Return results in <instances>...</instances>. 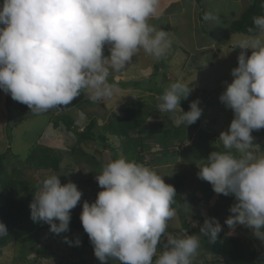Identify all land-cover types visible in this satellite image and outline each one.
<instances>
[{
  "label": "clouds",
  "instance_id": "clouds-1",
  "mask_svg": "<svg viewBox=\"0 0 264 264\" xmlns=\"http://www.w3.org/2000/svg\"><path fill=\"white\" fill-rule=\"evenodd\" d=\"M159 4L160 0H2L0 90L37 115L71 104L82 91L92 102L112 97L118 91L108 81L112 72L124 70L141 49L159 61L170 48L168 31L149 23L158 17ZM213 18L211 13L204 16ZM253 23L264 34V15L253 17ZM238 46L251 49V55L239 54L238 66L231 69L233 79L224 82L219 96L234 114L218 137L224 151H212L203 159L197 176L215 193L234 197L225 220L229 228L243 225L264 243V154L252 151L253 130L264 129V37H249ZM190 85L177 80L158 97L160 113H178L177 126H189L202 115L199 98L190 102L188 111L181 108L182 98L193 90ZM95 178L102 190L94 202H83L80 220L101 264L109 258L119 264H192L201 236L215 242L222 231L217 218L205 216L199 234H170L176 189L142 163L118 157ZM82 195L75 182L62 184L59 175H49L33 194L31 219L47 223L52 233L67 232L71 210ZM7 234L0 222V237ZM80 243L77 238L75 244Z\"/></svg>",
  "mask_w": 264,
  "mask_h": 264
},
{
  "label": "rangeland",
  "instance_id": "rangeland-1",
  "mask_svg": "<svg viewBox=\"0 0 264 264\" xmlns=\"http://www.w3.org/2000/svg\"><path fill=\"white\" fill-rule=\"evenodd\" d=\"M237 1L238 0H202L203 6L199 5V11L201 12L203 8L204 16L206 13H211L214 17L213 19L205 20L203 23L197 18H190L193 15L192 12L189 13V19H192L191 23L194 22V26L200 33L204 31V36H200L197 31H195L193 35L190 30H187L189 27L188 24L190 23L188 20V24L180 27L179 35L191 40L194 38L197 42L207 39L206 46L195 48L196 50L194 53L197 55V58L200 59L197 60V63H176L175 65L177 67L171 72L174 77H166L165 80L163 72H170L169 68L171 64L156 63L159 65V67L157 66V74L153 77L156 83H161V81L164 80L165 83H162L166 86L168 85L167 80L169 78V83L182 80L183 82L191 84L190 86L193 90L186 99L182 98L181 107H184V111H188L190 102L199 98V106L203 111L201 117L198 119V127L195 128L192 124L189 126L186 124L178 126H183L182 133L186 131V140L180 142V140L175 139L173 135V139L169 144V150L177 152H175V154L169 153L171 160L155 165L156 167L154 168L159 175L163 176L167 184H171L175 187V183L178 181H183L185 183L183 195L185 202L189 205L185 203L181 208L175 209L176 216L168 221L167 231L170 234L177 236L185 232L190 235L199 234L200 225L203 224L205 216L215 217L222 226V231L220 233H227L244 239L249 245L256 247L259 254L263 256L264 243L252 235L251 229L243 225H237L233 230L225 223L226 218L231 215L229 208L235 202L234 197L232 195L224 196L223 194L215 193L209 182L201 180L197 176L199 171L198 166L205 162L203 159H206L212 151H224L222 150L223 145L218 140V136L221 131L227 130L234 114L231 109H227L220 102L219 96L225 89L224 82L227 81L230 83L233 79L231 69L238 66L237 58L239 54L245 51L247 55H251V49L245 50L238 45L241 41L253 36L244 33H234L231 29L232 22L239 18L246 8L244 7L245 3H238ZM195 12L198 14V11ZM177 23L179 24L180 22ZM178 24L173 23V30L178 29ZM256 36L264 37V34L260 32ZM215 40H218V45L215 46V49H211V52L209 46L210 43ZM174 49L180 55L184 54L181 47L179 48L178 45H175ZM190 49L193 51V47ZM219 50L221 58H217L218 60L216 59L214 63H211V58H214V55L218 53ZM191 56L195 55L193 54ZM151 64L154 65V63ZM204 65L206 66L204 67ZM134 67H138V65H134ZM137 70L140 69L138 68ZM136 73L137 72L130 70L126 72L125 75L127 79H133L142 76L145 77L146 74V72L142 74ZM148 74L146 76H148ZM111 78L113 77H108V81ZM126 87L127 88L123 89L121 86H116L118 91H116L112 97L97 101L95 105L91 104L92 101L88 99V95H86V105L90 109V112H92L90 115L93 114V116L97 117L100 126L104 124L106 118L113 112L123 115L125 108L132 100H141L140 96L149 94L148 91L139 90V88L133 86ZM4 94L6 93L0 90V152L6 151L12 146L14 155L10 153L6 161L8 170L10 171L9 173L11 176L29 180L31 184L37 188L44 178L52 174L59 175L62 184L67 183L69 180L75 182L83 195L81 201L71 210V214L82 212L83 202L85 200L89 203L94 202L97 198V193L102 190L95 178L97 174L101 173L100 170L102 167L100 168L99 165L100 169L96 167V170L98 169L96 171L93 164L85 157H77V155L71 153V148L74 145L80 146V143H77L76 131H82L84 129L85 123L88 122L87 117L83 115V112L81 114L78 113L79 118L75 117V119L78 118L76 120L78 130L68 129L64 122H62L59 127H56L54 123L51 122L45 129L41 138H39L37 131L40 126H37L39 123L41 125L42 120H44V113L39 115L34 114L30 112L27 105L14 101L10 94L8 95L9 97L6 98ZM146 102L150 103L151 101ZM156 112L157 116L150 117V120L156 123V127H161L162 124L163 126L169 125V128L172 130L176 129L175 127L177 125L174 123V117L178 115V113H160L158 110H156ZM252 135L254 137L252 151L257 155L264 154L260 152V150L264 151V143L258 139L264 136V129L258 131L253 130ZM35 138L39 139L40 143L51 146L63 153L64 159L59 170L40 171L27 165L24 161L25 156L29 154L28 149H30V145L34 142ZM109 138L110 147H104L101 143H89L81 146L87 152L95 154L96 159L102 162L103 165L110 160H114V156L126 158L122 150L120 139L115 136H110ZM195 139L197 140L196 144H194ZM158 140L159 139L155 137L148 139L151 145L150 153L153 155L150 158L157 157L161 154L163 146L159 145ZM184 149L187 150L185 151ZM177 154L178 156H176ZM15 167L18 168V171L14 170ZM216 205H219V207ZM185 223L188 227L185 226ZM194 224L195 226H193ZM200 241L198 254L193 259L192 264H203L204 259L208 260L209 264H221L209 251V247L212 243L209 242V237L201 236ZM204 242H207V246H205ZM81 249V245H76L74 248L68 246L65 239L56 233L24 237L0 249V264H61L63 259H65V261L62 264H82L84 260L87 262L86 264H88L90 260H98L94 255L93 246L91 244L87 247L86 253H81ZM39 250L43 258L38 257L39 254H37V251ZM157 251L159 253L160 249L158 248ZM59 256L61 258H58ZM99 262L95 264H101V262ZM109 263L119 264V262L115 261L113 258L108 259L107 264Z\"/></svg>",
  "mask_w": 264,
  "mask_h": 264
},
{
  "label": "trees",
  "instance_id": "trees-1",
  "mask_svg": "<svg viewBox=\"0 0 264 264\" xmlns=\"http://www.w3.org/2000/svg\"><path fill=\"white\" fill-rule=\"evenodd\" d=\"M199 3L200 6H203L201 1H199ZM259 15H264V0H252L251 4L242 13V15L232 22V31L234 33H244L251 36L258 35L260 31L255 28L253 17ZM200 19L202 23L205 21L203 8L200 12ZM249 28H253L254 31L250 33L248 31ZM157 69L158 68H156V71H158ZM111 79H109L110 83H114L118 86L127 85L125 82H116L114 78ZM136 86L149 88L151 91L162 92L159 84H156L155 87H148L145 84L143 85L139 83ZM85 99L86 97L84 95V91H82L81 95L71 104L63 106L59 110L55 109V112L58 114L52 117L54 125L59 127L60 124L64 122L68 129L78 130L75 117L66 113V111L70 108H82L83 106H86ZM91 104L95 105L97 103L92 102ZM149 117L150 113L147 110L146 103L142 100L133 101L125 108L123 115L113 112L108 118H106V121L101 126L98 124L97 117L93 116V114L89 115V117H87L89 121L86 123L84 129L82 131H76L77 143H80V146L74 145L71 148V153L73 155H77V157H85L91 164H93L95 170L96 167L99 168V165L100 168H103V163L96 159L95 154L87 152L81 145L101 143L104 147H110L109 137L115 136L121 141L122 150L126 155V159L142 163L156 170L154 168L156 167L155 165L170 161L171 156H169V153L175 154V152H177L169 150V144L173 139V135L174 138L180 140V142L185 141L187 135L186 131L182 133L183 126L175 127L176 129L172 130L169 128V125L163 126L162 124L161 127H156V124H149L150 126H148V132L150 133H143L145 132L143 128L149 123ZM192 125L195 128L198 127L199 121L197 120V126L196 122ZM43 133L44 132L42 130L39 132V138H41ZM152 137L159 139V145L163 146L161 154L154 158H150L153 155L150 153L151 145L148 142V139ZM196 141L197 140L195 139L194 144H196ZM28 150L29 154L25 156L24 161L31 168L40 171H57L61 168V164L64 159L63 153L57 151L51 146L40 143L39 139L35 138ZM184 150L186 151L187 149ZM10 153L14 155L12 152V146H10L6 151L0 152V222H3L8 230L7 235L0 237V249L8 246L11 242L17 239L41 234H52V232L49 231L50 226L47 223H37L31 219L30 204L33 201V194L38 191V188L33 186L27 179L11 176L6 165V161L9 158ZM176 156H178V154ZM116 158L118 157H113V159ZM14 170L18 171V168L15 167ZM175 189L177 196L175 197L173 207L177 209L185 205L183 195V192L185 191V183L183 181H178L175 183ZM216 206L219 207V205ZM80 214L81 212L71 214L69 224L70 230L67 232H61L59 235L65 239L68 246L72 248L76 246L75 240L79 238L81 241L80 245L82 246L81 253H86V249L91 243L87 233L83 229ZM185 226L188 227L186 223ZM67 241H71V244ZM204 243L205 246H207V242ZM209 251L221 264H264V255L261 256L256 247L249 245L240 237L227 233H219L216 241L211 243ZM37 254H39L38 257L43 258L40 250L37 251ZM58 258L61 257L59 256ZM64 261L65 259L62 260L61 264ZM98 262V260H90L89 263L95 264ZM86 263L87 262L84 260L82 264ZM203 264H209L208 260L204 259Z\"/></svg>",
  "mask_w": 264,
  "mask_h": 264
},
{
  "label": "crops",
  "instance_id": "crops-1",
  "mask_svg": "<svg viewBox=\"0 0 264 264\" xmlns=\"http://www.w3.org/2000/svg\"><path fill=\"white\" fill-rule=\"evenodd\" d=\"M199 1L202 2V0H198V1L197 0H160L158 17L150 18L149 23L151 25L156 26L158 29L162 28L163 30L168 31L167 39L171 42V46L167 50L166 55L163 58H161L159 61H157L152 56L147 55L141 49L137 53V55L135 57H133V61L124 70H121L120 72H112L109 76V78L113 77L116 82L127 83L126 86H133L135 88H139V90L141 89L143 91H148L149 92L148 95L140 96V98L142 101H145L147 110L150 113V117L157 116L156 110H157V105L159 103L157 98H158V96H160L162 94L164 89H166L171 84V83H169L168 80H169L170 76L174 77V75L171 72H173L175 70V68L177 67L175 64L176 63H195V62L197 63V60H200V59L197 58V55L194 53L196 50L195 48H197L199 46L201 48L203 46H206V40L207 39H204V40L197 42L196 40H194V38H192V40H191V39H188L184 36L179 35L180 27L185 26L186 24H188V22H190V23L188 24L189 27L187 30H190V32L193 33V35L195 34V31L199 32L198 29L194 26V22L191 23V20L196 19V18L199 19L200 22L202 23V21L200 19V11H199L200 3H199ZM237 2L238 3H240V2L245 3L244 7H246L245 8V10H246L248 8V6L251 4L252 0H238ZM0 4H2V0H0ZM202 4H203V2H202ZM194 10L198 11V14ZM191 12H192L193 16L190 17L189 13H191ZM189 17L192 19H189ZM187 20H188V22H187ZM176 21L180 22V23L178 24ZM173 23L178 24L177 30H173ZM204 33H205L204 31L202 33L199 32L200 36H204ZM175 45H178L179 48L181 47V50L184 52V54L180 55L174 49ZM191 45L193 47V51L190 49V48H192ZM216 45H218V40L212 41L210 43V46H209L210 49L209 50L211 51V49H215ZM109 54L110 53L108 51V48H107V46H105L104 55L107 56ZM193 54L195 56H191ZM217 58L218 59L221 58L220 50L218 53H216L214 55V58H211V63H214V60H216ZM151 63H154V65H152ZM156 63H170L171 64L170 68H169L170 72L169 71L168 72L162 71L164 74V80L166 77H169L167 80L168 85H166V86L163 85V83H165L164 80L161 81V83L160 82L158 83L162 89V92L151 91V90H149V88H143L142 86H136L137 84L140 83L143 85L146 84V86H148V87H155L154 85H156L157 83H156L155 78H153V77L157 74L156 73L157 72L156 71L157 66L159 67V65ZM134 65H138V67H134ZM205 66L206 65H204V67ZM138 68L140 70H137ZM130 70H133V72L135 71V72L141 73V74L146 72L145 77L142 76V77H138V78L127 79L125 74H126V72H128ZM147 74H148V76H146ZM175 77H176V75H175ZM170 81H172V80H170ZM116 86H118V85H116ZM126 86H121V87L123 89H125V88H127ZM8 95L9 94H4V96L6 98L9 97ZM84 95H85V97L87 95V93L85 91H84ZM136 100L137 99L132 100L131 103L133 101H136ZM146 101H151V102L147 103ZM181 108L183 109L184 107H181ZM82 112H83V115H85L86 117H89V115L92 113V112H90V109L87 107V105L83 106L82 108L81 107L80 108L79 107L70 108L69 110L66 111V113L71 114L73 117H78V113L81 114ZM56 114H58V113L55 112V109L49 110L48 112L44 113V115H43L44 120H42L41 125L39 123L37 126V127L40 126L38 131H37L38 134L41 130L43 132L45 131L47 126L52 122V116H56ZM60 114H62V113H60ZM80 114H79V116H80ZM150 117L148 120L149 123L143 129L145 131L144 133H148V131H149L148 126H150L149 124H156L155 122H152V120H150ZM17 122H19V121H17ZM86 123H85V125H86ZM15 124H18V123H15ZM176 127H178V126H176ZM258 139H260V141H262V143H264V136L259 137Z\"/></svg>",
  "mask_w": 264,
  "mask_h": 264
}]
</instances>
